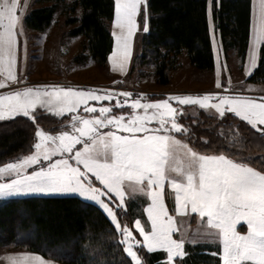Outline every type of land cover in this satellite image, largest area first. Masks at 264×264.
I'll return each instance as SVG.
<instances>
[{
	"label": "snow or ice",
	"instance_id": "1",
	"mask_svg": "<svg viewBox=\"0 0 264 264\" xmlns=\"http://www.w3.org/2000/svg\"><path fill=\"white\" fill-rule=\"evenodd\" d=\"M214 4L218 6L219 0H206V21L219 77ZM27 6L28 0L23 5L20 0H0V86L8 88L0 92V119L23 116L31 120L35 150L0 165V195L45 193L93 202L118 234L116 242L127 264H148L147 255L155 250L164 251L162 264L186 258V243L195 246L198 240L176 238L182 232L177 214L181 219L195 216L201 223L206 221L209 227L198 236L219 241L222 248L216 255L221 264H264V160L257 167L247 158L223 152L203 154L178 138L188 131L178 120L190 104L215 109L224 119L231 114L253 128L259 125L264 135V97L221 90L170 93L153 100L145 93L136 95L115 87L75 89L44 84L12 88L11 82L17 81L18 51L26 48ZM112 8L114 45L108 60L123 73L134 35L138 29L150 31L148 0H113ZM249 32L243 67L251 76L261 67L258 51L264 47V0ZM217 84H222L219 78ZM40 107L71 116L61 125L66 130L41 127ZM169 188L171 193L166 191ZM141 193L147 198L142 214L131 224L121 220L128 211L129 196ZM167 195H174L171 206ZM239 222L246 223V231L238 230ZM34 259L36 264H49L42 257Z\"/></svg>",
	"mask_w": 264,
	"mask_h": 264
},
{
	"label": "trees",
	"instance_id": "2",
	"mask_svg": "<svg viewBox=\"0 0 264 264\" xmlns=\"http://www.w3.org/2000/svg\"><path fill=\"white\" fill-rule=\"evenodd\" d=\"M33 4L24 17L26 27L44 29L60 10L65 25H73L70 34L84 37V47L91 59L99 65L107 62L113 47L108 28L113 19V0H33ZM250 6L251 0H219L218 6L214 4L216 35L223 57L227 59L232 54L240 68L248 48ZM77 8L78 16L74 15ZM148 13L150 31L140 37V52L134 64L153 61L161 84L168 82V73L178 67L182 54L197 69H214L206 0H148ZM258 63L261 67L248 75L246 81H264V47L258 51ZM37 115L41 127L53 132L60 129V121L68 118L41 109ZM179 120L188 129L181 135L185 134V139L201 153L223 152L235 158H247L246 162L252 166H261L264 135L240 118L229 114L224 119L198 110L195 115L181 116ZM34 134L35 126L26 117L0 120V164L18 153L30 152ZM120 218L132 222V212L128 209ZM118 239L104 214L93 202L82 198L27 195L0 199V246H24L60 264H127ZM185 248L189 255L179 260V264H218V256L211 254L213 248L207 244L186 243ZM163 257L162 250H155L147 255L148 264L161 263Z\"/></svg>",
	"mask_w": 264,
	"mask_h": 264
},
{
	"label": "rangeland",
	"instance_id": "3",
	"mask_svg": "<svg viewBox=\"0 0 264 264\" xmlns=\"http://www.w3.org/2000/svg\"><path fill=\"white\" fill-rule=\"evenodd\" d=\"M67 1L69 2L71 0ZM20 3L21 5H23L24 0H20ZM31 5H35L33 4V0H28L26 13L32 7ZM252 6L253 17L251 22L252 24H255L256 18L259 15L260 0H252ZM79 14L80 9L77 8L74 15L78 16ZM141 17L142 13L140 14V16H138V19H140V23L142 25L143 20ZM112 20L109 22L108 27L110 31L113 28ZM72 26L73 25L71 24L65 25L64 16L61 14L60 10H58L53 16V21L50 23V25H48L44 29L33 30L26 27L24 24V31L26 33V48L24 46H21L20 50L18 51L15 70L17 81L11 82L12 88L44 84H59L61 86H70L75 89H87L88 87L106 89L115 87L118 90L133 92L136 95L145 93L147 99L153 100L162 99L164 98L165 94L170 93L196 95L202 94L206 91L221 90L227 91L229 93L235 91L242 95L254 96L257 98L264 97V81H246V77L248 76V74L245 72V69L243 67L246 58L242 64V67L240 68L237 63L236 57L232 54H230L227 59L223 57L221 48L218 54L219 61L221 63L219 77L217 76L216 66L213 70L202 71L193 67L189 63L187 57L182 54L180 55V58L178 60V67L168 73L170 75L168 82L165 84H161L155 75L156 64L153 63V61L142 65L134 64L135 59L140 52V37L143 35V33L139 31V29L133 37L132 55L126 62V71L121 73L112 68L111 63L108 59L107 62L104 63V65H99L98 63L93 61L88 53V50L84 47V37L82 35L70 34L69 28H71ZM112 40L114 45V38ZM215 40L216 44L220 46L219 38L217 35H215ZM214 54L217 65V54L215 52ZM133 64L135 66L131 69ZM218 78L221 80L222 84H217ZM113 81H119L120 83L113 84ZM7 90L8 88L0 86V92ZM39 109L44 110V112H48L54 116L60 117V115H57L56 112H49L47 108L40 107ZM124 110L128 111L127 108H125ZM198 110H205L207 114L219 116L218 112H216L215 109L201 108L196 104L184 106V112L182 116L195 115ZM80 114L83 113L80 112ZM97 114L99 113L97 112ZM63 115L68 116V118L59 122L60 124L58 128L60 129L58 131L66 130L62 129L61 125H64L67 120L71 119V116H69L67 113H64ZM178 122L180 123L181 121L178 120ZM185 128L187 127L185 126ZM254 129L260 132L259 125ZM178 138L185 139V134L184 136L180 134ZM186 142L189 143L187 140ZM34 150L35 149L33 148L28 153H18L12 158L8 159L6 162L1 163L0 165L12 162L13 160L18 158H22L23 156L30 154ZM166 191L168 193L172 192L170 188L166 189ZM24 195L50 194L27 193ZM10 196L15 195H0V199L8 198ZM173 200L174 195L166 196V203H168L170 206L172 205ZM146 202L147 198L143 196L142 193L132 194L129 196L128 209L132 212L133 220L137 216L142 214L141 210ZM177 216V224L182 229V232L176 233V238H180L181 235H183L186 241L197 239V243H204L207 244V246H209L210 248H213V250L211 251V254L213 255H216V253L221 251L222 245L219 243V241L199 238L198 234L202 233V230L204 228L209 227L206 224V221L204 223H201L199 218L195 216L190 218L185 217L183 219L179 217V214H177ZM129 223L131 224V222ZM239 225L242 227L241 229H244L241 230L238 227L239 231L247 230L245 222H239L238 226ZM190 245L192 244L190 243ZM214 246L218 247V251ZM58 252L61 251L58 250ZM24 253H27L28 255H23ZM35 256L42 257L44 260L48 261L49 264H60L53 258H50L49 256H43L37 252H32L24 246H15L13 244L0 246V264H36V261L34 259ZM179 263L180 261L178 260L177 264ZM155 264H162V262ZM218 264H221V260L219 257Z\"/></svg>",
	"mask_w": 264,
	"mask_h": 264
},
{
	"label": "crops",
	"instance_id": "4",
	"mask_svg": "<svg viewBox=\"0 0 264 264\" xmlns=\"http://www.w3.org/2000/svg\"><path fill=\"white\" fill-rule=\"evenodd\" d=\"M252 8H253V6H252V0H251V6H250V8H249V10H250V23L252 24V17H253V10H252ZM249 41H250V32H249ZM249 41H248V48H249ZM213 48V47H212ZM248 48H247V51H248ZM213 52H214V50H213ZM214 58H215V54H214ZM245 58H247V53H246V56H245ZM244 58V59H245ZM215 60V59H214ZM215 66H216V60H215ZM215 66H214V69H215ZM205 154V153H204ZM212 154H214V153H212ZM220 154V153H219ZM15 196H27V195H15ZM15 196H10V197H15ZM9 198V197H8ZM3 199H6V198H3ZM240 229L242 228L240 225L238 226ZM241 230H244V229H241Z\"/></svg>",
	"mask_w": 264,
	"mask_h": 264
}]
</instances>
